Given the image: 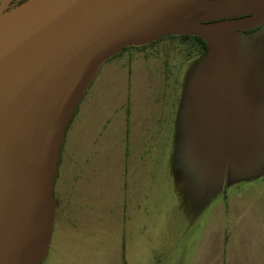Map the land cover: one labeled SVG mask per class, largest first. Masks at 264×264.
I'll use <instances>...</instances> for the list:
<instances>
[{"label": "rangeland", "instance_id": "obj_1", "mask_svg": "<svg viewBox=\"0 0 264 264\" xmlns=\"http://www.w3.org/2000/svg\"><path fill=\"white\" fill-rule=\"evenodd\" d=\"M8 2L0 0V17L15 8ZM258 2L208 0L187 17L247 16ZM257 27L221 34L225 137L212 46L166 31L93 71L62 130L48 244L32 264H210L220 256L218 225L230 199L238 202L234 188H243L245 207L264 203V138L255 141L253 130L258 116L264 124V21ZM225 214L228 235L236 216ZM263 233L245 229L244 257L264 252Z\"/></svg>", "mask_w": 264, "mask_h": 264}, {"label": "water", "instance_id": "obj_2", "mask_svg": "<svg viewBox=\"0 0 264 264\" xmlns=\"http://www.w3.org/2000/svg\"><path fill=\"white\" fill-rule=\"evenodd\" d=\"M206 1L26 0L0 17V264H32L45 252L62 130L80 90L108 57L166 31L200 35L217 50L219 83L226 85L229 49L221 34L262 23L264 0L247 16L187 17ZM45 213L43 251L32 259Z\"/></svg>", "mask_w": 264, "mask_h": 264}, {"label": "crops", "instance_id": "obj_3", "mask_svg": "<svg viewBox=\"0 0 264 264\" xmlns=\"http://www.w3.org/2000/svg\"><path fill=\"white\" fill-rule=\"evenodd\" d=\"M144 45L146 46V44H144ZM123 49H129V48L126 47ZM207 49H209V47ZM217 65H218V71L216 72V74L214 76L213 84L215 83V87L217 88V91H218L217 93L219 94L218 97L221 101L219 102V110L216 113V115H217V117H219L221 113L223 114V118H220V117L219 118L222 120L220 122V124L224 125L223 126V129H224L223 137H225L226 136V127L229 130L230 125H229L228 120L226 119V94L224 93V86H222L219 83V75H220L219 61H218ZM227 109H228V107H227ZM216 111H217V109L215 110V112ZM230 118L231 117L229 116V120H230ZM256 119H258V124L255 123V125L257 124V126L253 128L254 134H255L254 140L259 141L258 140L259 135L264 138V133H263L264 132V130H263L264 124H262V126H261V122H259V119H260L259 116ZM209 125H210V128H212V129L215 127L214 126L215 124L213 125V124L209 123ZM242 136H244V134ZM240 139H243V138L241 137ZM253 190H256V192H257V189H253ZM204 194L208 195L207 189H204L202 191V195H204ZM232 194L238 195L237 196L238 202L234 203V201L230 199L231 203L226 206V209H224V211L226 213V210L227 211L229 210L230 212H232V216H236V220H234V222H236V226L234 229L231 230V233H229L228 235L226 234V229H225L226 214L224 213V217L220 221V223L218 225L219 229L217 230V236H219V237L217 239L218 242L216 243V247L220 249V256H219V253L217 252V249H215L216 253H218L217 259L216 260L214 259L213 263H210V264H264V252L254 254V255H249V257H244L243 252H245L246 249H242L241 245L239 244V242L240 243L242 242V239L244 237V231L248 226L258 227L260 229V232L262 230H264V203H262L261 205H255V206H253V208H251V206L249 208H247L244 206V204H242V202H244V200H242L243 188H241V187H238L236 189L234 188V191L232 192ZM224 197L226 199V192L224 194ZM235 204H239V205H235ZM251 210L253 212H250ZM254 210L256 211V214H253ZM256 232L257 233L259 232L258 229L256 230ZM226 235L228 236V238ZM263 235H264V233H263ZM256 237H258V235H256ZM226 239L228 240L227 245H226ZM222 240H223V242H222ZM222 247H223V253L221 251ZM262 248H263V246H262ZM262 248H260V249H262Z\"/></svg>", "mask_w": 264, "mask_h": 264}, {"label": "trees", "instance_id": "obj_4", "mask_svg": "<svg viewBox=\"0 0 264 264\" xmlns=\"http://www.w3.org/2000/svg\"><path fill=\"white\" fill-rule=\"evenodd\" d=\"M26 0H14L10 6H18L20 4H22L23 2H25ZM181 35L184 38H188V37H193L196 41H198L201 46L206 49L209 47V43L200 35H193V34H187V33H181ZM154 40H152L151 42H149L148 44L152 43ZM146 44V45H148ZM134 46V45H131ZM145 45H140V46H134V47H144ZM129 47V46H128ZM126 48V47H125Z\"/></svg>", "mask_w": 264, "mask_h": 264}, {"label": "bare ground", "instance_id": "obj_5", "mask_svg": "<svg viewBox=\"0 0 264 264\" xmlns=\"http://www.w3.org/2000/svg\"><path fill=\"white\" fill-rule=\"evenodd\" d=\"M47 221H48V213H45V215L43 216L42 218V222H41V233L39 235V238H38V244H37V248L32 256V259L36 258L37 256L40 255V253L43 251V240H44V231H45V228H46V225H47Z\"/></svg>", "mask_w": 264, "mask_h": 264}, {"label": "flooded vegetation", "instance_id": "obj_6", "mask_svg": "<svg viewBox=\"0 0 264 264\" xmlns=\"http://www.w3.org/2000/svg\"><path fill=\"white\" fill-rule=\"evenodd\" d=\"M13 1H14V0L9 1V2L7 3V5L10 6L11 3H12ZM10 7H12V6H10ZM190 19H191L192 21H199L198 18L193 17V16H192ZM257 28H258V27L256 26V27H254V28H251V29H249V30H244V31H251V30H255V29H257ZM206 49H207V48H206Z\"/></svg>", "mask_w": 264, "mask_h": 264}]
</instances>
